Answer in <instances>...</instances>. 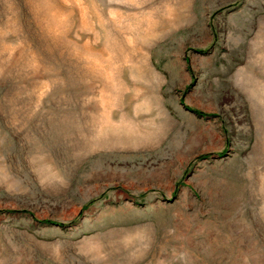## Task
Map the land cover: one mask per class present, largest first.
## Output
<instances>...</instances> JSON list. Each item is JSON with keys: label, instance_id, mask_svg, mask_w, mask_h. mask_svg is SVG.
I'll return each instance as SVG.
<instances>
[{"label": "rangeland", "instance_id": "1", "mask_svg": "<svg viewBox=\"0 0 264 264\" xmlns=\"http://www.w3.org/2000/svg\"><path fill=\"white\" fill-rule=\"evenodd\" d=\"M0 264H264V0H0Z\"/></svg>", "mask_w": 264, "mask_h": 264}]
</instances>
